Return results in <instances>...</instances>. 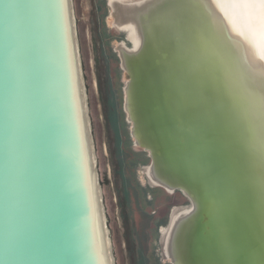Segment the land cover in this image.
I'll return each instance as SVG.
<instances>
[{
  "label": "water",
  "instance_id": "obj_1",
  "mask_svg": "<svg viewBox=\"0 0 264 264\" xmlns=\"http://www.w3.org/2000/svg\"><path fill=\"white\" fill-rule=\"evenodd\" d=\"M238 69L202 98L210 53L180 37L164 0L110 3L125 112L150 179L191 208L171 264H264V157L245 143V85L264 76V6L196 0ZM56 5L54 9L47 7ZM19 57L16 196L4 203V44ZM251 174L254 187L241 194ZM0 264H141L94 0H0Z\"/></svg>",
  "mask_w": 264,
  "mask_h": 264
},
{
  "label": "snow or ice",
  "instance_id": "obj_2",
  "mask_svg": "<svg viewBox=\"0 0 264 264\" xmlns=\"http://www.w3.org/2000/svg\"><path fill=\"white\" fill-rule=\"evenodd\" d=\"M242 2H258L264 6V0H242ZM47 7L54 9L56 5ZM172 21L174 29L180 37L179 51L185 43L191 42L195 34L196 45L210 53L209 70L202 84V98L206 103L218 104L221 85L235 84L238 69L235 67L233 54L226 48L213 31L210 22L198 17L196 0H164L161 5ZM15 37L9 35L4 44V203L5 214L9 216L14 208L16 196V122L18 114L19 89V57ZM248 103V119L245 129V143L253 153L259 151L264 157V76L246 84L244 88ZM264 175V173H262ZM254 187L253 176L249 174L241 186V194H246ZM264 196V193H261ZM264 259V256L261 257Z\"/></svg>",
  "mask_w": 264,
  "mask_h": 264
},
{
  "label": "rangeland",
  "instance_id": "obj_3",
  "mask_svg": "<svg viewBox=\"0 0 264 264\" xmlns=\"http://www.w3.org/2000/svg\"><path fill=\"white\" fill-rule=\"evenodd\" d=\"M143 0H94L96 23L106 58L116 117L119 147L124 164L128 195L134 216V226L141 264H171L166 256L167 239L178 217L189 211V198L181 191L169 192L150 179L151 159L147 152L134 146L131 124L125 112L126 73L121 57L115 51L116 41L110 38V3L123 6ZM174 223V224H173Z\"/></svg>",
  "mask_w": 264,
  "mask_h": 264
}]
</instances>
